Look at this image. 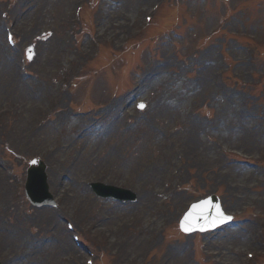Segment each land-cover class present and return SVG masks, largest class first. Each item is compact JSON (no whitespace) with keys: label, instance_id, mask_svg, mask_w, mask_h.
I'll list each match as a JSON object with an SVG mask.
<instances>
[{"label":"rangeland","instance_id":"obj_1","mask_svg":"<svg viewBox=\"0 0 264 264\" xmlns=\"http://www.w3.org/2000/svg\"><path fill=\"white\" fill-rule=\"evenodd\" d=\"M61 1L64 2L57 7L62 22L50 28L41 25V18L51 15L54 11L52 4L42 7L33 0H2L8 6L10 18L15 20L12 28L16 39L24 48H32L34 62L30 65L31 71L44 79L41 84L37 83L38 80H30L31 89H28L27 84L18 83L14 68L8 64V79L0 85V108L9 102L10 113L0 119V144L7 156L10 157L11 153L17 157L14 165L8 166L15 168L19 175L27 163L37 157L47 164V171L49 166L54 169L57 164L59 173L68 174L65 184L70 194L61 197L56 188L52 192L56 193V202L63 211L62 218L76 222L85 241L82 243L100 255L99 264H138L140 261L148 264H228L229 260L232 264H239L243 254L254 249L252 234L260 221L258 218L264 216V175L246 165L235 166L236 161L229 157V153H235L239 160L261 165L257 154L258 151L264 153V132L259 134V127H264V0ZM82 2H87V5L82 9L81 22L73 21L72 30V12ZM155 5H158L157 12L151 25L146 26L143 18L150 15ZM100 9L106 12L99 13ZM117 10H120L119 17L124 19L111 16H117ZM65 19L66 24L63 23ZM138 31L141 33L139 36ZM88 37L101 43L100 55L92 62L90 58L84 63L91 49ZM129 39V44L119 49V42ZM3 47L2 38L0 54ZM79 70L83 74L66 106L76 113L92 110L93 116L104 112L99 125L88 131L86 127L91 121L88 118L71 129L67 125L77 119L63 113L68 121L57 126L52 124L53 128L46 127L38 132L36 139L46 129L52 131L53 138L44 140V144L42 141L40 146L37 145L39 148L32 144L34 151L22 153L25 144L7 143L9 132L14 133L23 123L21 132L25 137L28 128L40 118L39 114L33 118L27 107L30 103L35 105L43 85L48 88L46 100L51 99L50 89H55L58 80ZM165 72L169 74L166 76ZM217 78L222 82L221 89L216 92L212 83ZM205 81L207 85L204 87L201 82ZM136 84L139 91L130 96L129 90ZM150 88L152 90L145 92ZM20 90L24 93L22 101ZM123 93L128 98L122 99ZM118 99H122L118 107L122 111L121 118L113 123L114 112L107 108ZM134 100L143 102L142 111L135 110ZM195 108L197 114L190 118L189 112ZM174 123L182 127L173 141L188 161L185 159V169L177 177L180 185L178 193L169 202L170 208L173 205L171 214L166 210V214L171 216L169 230L162 240L154 244V251L147 258V255L144 257V244L156 226L151 228L147 224L151 219L152 206L159 198L156 192L161 190L164 177L171 176L173 165L179 163L170 157L171 150L165 144ZM57 127H61V138L54 130ZM194 129L198 130L196 136ZM245 131L251 134V141L244 144L241 135ZM67 139L73 153L83 151L89 156L85 165L73 167L68 153L60 158L62 148L51 158V147L59 143L65 146ZM94 141L98 146L90 154L85 149L89 148L87 143ZM199 146L212 158L206 168L203 163L196 166ZM219 146L227 150V158L218 157ZM111 149L114 157L110 156ZM14 151H18L21 157ZM123 156L126 163L121 160ZM225 161L232 166H227ZM19 162L23 168L19 169ZM77 167L82 168L81 172L75 170ZM244 170L250 174L236 183V177L244 176ZM69 178L76 180L74 189L68 183ZM95 182L128 189L137 199L125 206L111 200H98L87 187ZM78 184H82L80 188ZM233 185H237V189H232ZM76 193L83 198L76 200ZM213 193L219 197L224 211L234 213L242 222L223 232L219 239L212 241L208 238L206 252L202 251L203 255L196 252L197 256H193L192 245L202 237H181L177 233L178 219L189 202ZM67 203L73 207L69 208ZM9 204L13 207L10 213L13 226L7 227L12 234L4 233L5 226L0 221V237L10 239L0 250L5 261H14L11 259L14 252L17 256L13 258L21 259L14 264H69L68 255L75 260L73 264H83L85 252L71 242L60 217L52 216L49 211L53 222H38L37 225L35 217L45 208L32 209L25 197L8 190L5 197L0 195V218L1 211L6 210ZM113 206L119 209L116 213L114 209L109 210ZM243 206L250 207V211L239 216ZM131 220H135L136 225L130 230L125 229L126 236L123 237V233L116 229L117 224L120 221L127 224ZM160 224L157 220L156 228ZM143 227L148 229L147 232H140ZM110 237L114 239L111 250L105 243L110 241ZM135 237L143 246L133 250L130 256H123L125 250L119 248L118 243L124 239L127 242L131 240L129 245L133 247ZM97 239L104 245L96 244ZM88 242L97 248L93 249ZM41 245L46 249L41 251ZM62 246L67 248L66 251L59 249ZM139 253L142 260L137 256ZM258 262L264 264V258H259Z\"/></svg>","mask_w":264,"mask_h":264},{"label":"bare ground","instance_id":"obj_2","mask_svg":"<svg viewBox=\"0 0 264 264\" xmlns=\"http://www.w3.org/2000/svg\"><path fill=\"white\" fill-rule=\"evenodd\" d=\"M34 2H36V1H38V3H37V6H44V5H46V4H49L50 3V5L52 4L53 6H54V11L51 13V15H49L48 17L45 15V16H42V18H41V25L44 27V26H49L50 28L51 27H53V25H58V24H61V20H60V17H61V14H59L58 15V5H59V3H62V2H64V1H61V0H33ZM126 1V3L129 1V0H125ZM58 3V4H57ZM132 3H130V5H131ZM36 6V7H37ZM40 8H38L37 7V10H39ZM40 11V10H39ZM118 11V10H117ZM103 12L105 13L106 12V10H104V9H100V12L99 13H102L103 14ZM118 13V15L116 16V15H113V14H111V16H115L117 19H124V17L123 18H120L119 17V14H120V10L117 12ZM107 14H109V13H107ZM106 15V14H105ZM100 17V16H99ZM63 23L64 24H66V19L63 21ZM51 45V44H50ZM43 48V47H42ZM200 64V63H199ZM1 67H3V70H1V72H0V85L3 83V81L7 78V72H6V65L4 64V63H2V65H1ZM161 80V82H163L164 80L163 79H160ZM161 82H160V84H161ZM201 85H203L204 87L207 85V81H205V82H201ZM146 91L145 92H147V91H149V90H152V88H150V89H145ZM48 90H46L45 89V86H43L42 88H41V90L38 92V97H37V99H36V105L35 106H33V104L32 103H30V105L27 107V110L30 112V115L31 116H36L37 115V107H39V106H43L45 103H46V98H45V93L47 92ZM139 91V89L136 91V92H138ZM20 95H23V96H21L20 97V100L22 101V100H24V93H23V91L22 90H20ZM118 113V112H117ZM116 116H118V115H114V122L115 121H118V120H120L119 118H121V117H116ZM23 119H26V118H23ZM63 122H66V120H63ZM21 123V122H20ZM80 123H82V119H78L77 121H74L73 123H71L70 122V125H67L68 126V128H71V129H73L74 127H76L77 125H79ZM22 125H23V123H21V125L19 126V128L17 127L16 128V130H15V132L13 133V132H11L9 135H8V139H9V142H17L18 144L20 143V142H22V141H24L25 140V138H24V135H23V132H21V127H22ZM247 127V126H246ZM43 128V127H42ZM41 128V129H42ZM40 129V130H41ZM197 133H198V130L197 129H194V131H193V134L196 136L197 135ZM177 134H179V133H177ZM38 137H39V140H40V142H42V141H44V140H47V141H49V140H51L52 138H53V135H52V131L50 132V130L49 129H46L42 134H40V135H38ZM252 137L253 138H255L254 137V135H252ZM69 139V138H68ZM241 140H242V142L245 144V143H247L249 140L251 141V134L250 133H248L247 131H245L242 135H241ZM117 141H120V140H117ZM97 141H94V142H91V143H87V145H88V147L89 148H87V149H85L86 151H89V153H92L96 148H97V146H98V143H96ZM116 145H119V146H125V144H116ZM68 146H70V142H67V145L65 146V148L62 150V152H61V155H60V158H64V157H66V155H67V153L70 155V158H72V162H73V164H74V167H76V166H79V165H85L86 163H87V158L89 157V156H87L86 155V153H84L83 151H81V152H72V150H68L67 149V147ZM200 147V146H199ZM111 151H112V154H110V156L111 157H114L115 155L113 154V150L111 149ZM91 158L92 159H94L93 158V155H91ZM121 160H126V157L125 156H123V158L121 159ZM199 160V162L197 163V165L196 166H198V164L200 165L201 163H203L204 165H205V168L207 167V164H209V163H211L212 162V158H210V153L207 151V150H204L202 147H200L199 149H198V157H197V161ZM93 163L95 162V160H93L92 161ZM164 162V164H166V162L165 161H163ZM124 163H126V161L124 162ZM56 164V163H55ZM58 165L56 164V166H55V170L56 169H58ZM80 169H81V167H77V168H75V170L77 171V172H79L80 171ZM56 171H58V170H56ZM73 172H75L74 170H73ZM246 174H250V172L249 171H246V170H244V173H243V175L244 176H242V177H240V176H238V177H236V183H238V182H240L242 179H244V177H245V175ZM61 175H64V173L63 172H61ZM80 185V184H79ZM232 189H237V185H233V188ZM236 191H238V190H235V192ZM75 199L76 200H81V198H83V196L81 195V194H79V193H76L75 194ZM67 205H68V207L69 208H72L73 207V205L72 204H70V203H67ZM50 213L52 214V216L53 215H55L56 213H53V212H51L50 211ZM35 221H36V223H37V225H38V222L39 223H43V222H47V223H49V222H53V219L49 216V210H43V212L41 213V214H38L37 215V217H35ZM142 231L144 232V231H146V228H142ZM237 240H239V242L241 243L242 242V240H241V237L240 236H238L237 237ZM0 241H1V243H4V242H6V241H10V239H8V238H6V237H0ZM138 244H139V241L138 240H136L135 241V245L136 246H138ZM40 248L42 249L41 251H43V250H45L46 248L44 247V246H40ZM59 249H61V251H66V249L67 248H65V246H62V247H60ZM126 249L127 250H130L131 249V247L130 246H127L126 247ZM0 250H1V248H0ZM233 262V261H232ZM228 264H232L231 263V260H229V263Z\"/></svg>","mask_w":264,"mask_h":264},{"label":"snow or ice","instance_id":"obj_3","mask_svg":"<svg viewBox=\"0 0 264 264\" xmlns=\"http://www.w3.org/2000/svg\"><path fill=\"white\" fill-rule=\"evenodd\" d=\"M29 59H31V56H29ZM139 107L142 109L144 107V105H139ZM196 207H198V206H196ZM221 217L224 220H230L231 219V217H223V214H221ZM184 230L187 231V229H184Z\"/></svg>","mask_w":264,"mask_h":264},{"label":"water","instance_id":"obj_4","mask_svg":"<svg viewBox=\"0 0 264 264\" xmlns=\"http://www.w3.org/2000/svg\"><path fill=\"white\" fill-rule=\"evenodd\" d=\"M184 229H186V228H184ZM185 231V230H184Z\"/></svg>","mask_w":264,"mask_h":264}]
</instances>
